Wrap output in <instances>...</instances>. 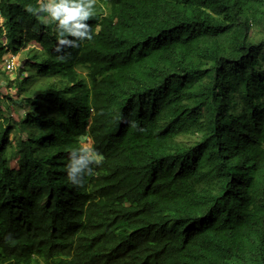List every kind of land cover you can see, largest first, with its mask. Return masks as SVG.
I'll list each match as a JSON object with an SVG mask.
<instances>
[{"label":"trees","instance_id":"obj_1","mask_svg":"<svg viewBox=\"0 0 264 264\" xmlns=\"http://www.w3.org/2000/svg\"><path fill=\"white\" fill-rule=\"evenodd\" d=\"M38 2L0 0V74L40 47L0 81V264H264V0H95L59 52Z\"/></svg>","mask_w":264,"mask_h":264},{"label":"clouds","instance_id":"obj_2","mask_svg":"<svg viewBox=\"0 0 264 264\" xmlns=\"http://www.w3.org/2000/svg\"><path fill=\"white\" fill-rule=\"evenodd\" d=\"M26 11L55 23L59 36L56 49L58 52L64 48H76L80 43L91 41L94 37L87 21L95 16V0H39L36 6L26 5ZM103 159L93 148H73L69 152V163L66 167L70 184L82 187L85 177L94 172L92 166L100 165Z\"/></svg>","mask_w":264,"mask_h":264},{"label":"rangeland","instance_id":"obj_3","mask_svg":"<svg viewBox=\"0 0 264 264\" xmlns=\"http://www.w3.org/2000/svg\"><path fill=\"white\" fill-rule=\"evenodd\" d=\"M259 35H254V38H258ZM40 49L39 45L35 42H31L29 44L26 45L25 48H23V50H21L17 55H16V66L12 71H6L2 74H0V81L2 83V85H4V93L7 91V93L11 90V92H15L16 86V79L17 81L22 80L23 77L31 74L30 71H28V67H29V62L28 59H32L33 54H35V51H37L38 49ZM37 49V50H36ZM6 58V56H5ZM263 68H264V63H263ZM39 82L44 83L45 80L41 79ZM9 83H12V87H9ZM36 84L33 83V87L35 88ZM31 89V88H28ZM26 93V92H25ZM11 109H12V115L17 118L19 115H25L24 112V108H21L20 105L18 103H13L11 105ZM20 135L19 130H15L12 132L11 137H13L14 142L17 140V137ZM83 141V144L86 147L91 148V141H89L88 139H84L81 138ZM199 136L195 135V134H190V135H183L182 137L179 138V140H183L186 145H190L192 144L195 140H198Z\"/></svg>","mask_w":264,"mask_h":264},{"label":"built area","instance_id":"obj_4","mask_svg":"<svg viewBox=\"0 0 264 264\" xmlns=\"http://www.w3.org/2000/svg\"><path fill=\"white\" fill-rule=\"evenodd\" d=\"M4 67L6 71H12L16 66V55L15 54H8L4 59Z\"/></svg>","mask_w":264,"mask_h":264}]
</instances>
